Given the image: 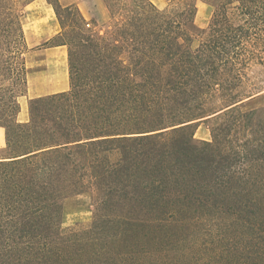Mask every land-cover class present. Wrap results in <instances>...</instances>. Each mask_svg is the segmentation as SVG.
Returning a JSON list of instances; mask_svg holds the SVG:
<instances>
[{"label":"trees","instance_id":"trees-1","mask_svg":"<svg viewBox=\"0 0 264 264\" xmlns=\"http://www.w3.org/2000/svg\"><path fill=\"white\" fill-rule=\"evenodd\" d=\"M104 1V34L46 41L69 46L71 87L20 121L29 47L0 0L16 18L0 19V264H264V105L243 110L259 91L238 90L264 64V0H202L197 47V0ZM222 117L241 132L227 151L195 137ZM65 181L105 192L91 224L61 225Z\"/></svg>","mask_w":264,"mask_h":264},{"label":"rangeland","instance_id":"rangeland-1","mask_svg":"<svg viewBox=\"0 0 264 264\" xmlns=\"http://www.w3.org/2000/svg\"><path fill=\"white\" fill-rule=\"evenodd\" d=\"M25 1L26 0H17L15 4V10L20 15V19H32V16H34L33 18L47 19L49 16H52L53 19L59 20V28H61L59 33L50 36V32L47 30L48 28L42 27L40 20L34 21L30 26H26V29L23 26L25 35L28 38H39L44 35L50 36V38L45 37L39 43L35 44L33 47L35 49L47 47L46 41L51 38L53 43L65 40L68 37L75 38L77 35L74 32L77 31L79 27L83 28L87 33L104 34L114 23L104 0V11L94 7L93 5H97V3H95V0H91L93 5L91 4L89 14L87 18L84 19L79 16L75 4H73L72 7L66 5L65 2H67V0L61 1L62 6L58 9V12L47 0H33L34 6H31L32 4L29 6L24 5ZM169 3L170 1L168 4ZM213 10L214 7L211 4L202 0H197L195 22L189 27L194 37V47H197L202 42L205 35L204 30L209 24ZM5 11L6 9H0V19H16L14 16L6 14ZM49 12L50 15L48 14ZM66 47L69 52V46L66 45ZM251 89H255V92H259L253 95H257L254 99L249 100L250 98H246L243 100L244 102L242 101L241 108L243 110L250 109L253 106L264 105V64L251 65L247 70V78L238 90L249 91ZM29 99L30 98L23 96L19 97L21 120L24 118L29 119ZM230 126L232 127L229 119L226 117L200 122L194 127L195 137L201 140L212 141L214 140L213 134L216 133L222 150L225 151V147L235 145L238 139L241 138L240 129L235 128V131H226V127L229 128ZM0 149L4 151L5 145L0 146ZM93 182L94 181H81L76 185L69 184V181H65L63 184L59 182L58 194L63 206V214L60 221L63 227L92 223L96 207L99 205L100 197L105 193L103 191L97 192L95 188L92 187Z\"/></svg>","mask_w":264,"mask_h":264},{"label":"crops","instance_id":"crops-1","mask_svg":"<svg viewBox=\"0 0 264 264\" xmlns=\"http://www.w3.org/2000/svg\"><path fill=\"white\" fill-rule=\"evenodd\" d=\"M62 1V0H60ZM159 8L165 7L170 0H151ZM66 5L75 4L84 18H87L89 9L91 8V0H67ZM97 5L94 7L104 11L103 0H95ZM34 6L33 2H30L26 6ZM92 6V7H93ZM50 15V12L48 13ZM41 15V14H40ZM39 15V16H40ZM32 19H21L22 27L26 29V26H30L34 21L40 20L42 27H47L50 32V36L59 33V20L53 19L49 16L47 19H38L37 17ZM43 21V22H42ZM24 30V29H23ZM53 32V33H51ZM25 34V32H24ZM50 36L44 35L39 38L26 37V42L29 47L26 53V66H27V91L23 97L33 98L39 96H45L58 92H64L70 89L71 79L69 70V53L66 45H54L47 46L45 48H33L35 44L39 43L43 38H50ZM21 111L18 118L20 121L28 120V118L20 119ZM6 145L5 129L0 127V146Z\"/></svg>","mask_w":264,"mask_h":264},{"label":"water","instance_id":"water-1","mask_svg":"<svg viewBox=\"0 0 264 264\" xmlns=\"http://www.w3.org/2000/svg\"><path fill=\"white\" fill-rule=\"evenodd\" d=\"M236 104H238V103H236ZM236 104H233V105H231V106H228V107H226L225 109H228V108H230V107H232V106H235ZM225 109H222V110L218 111L217 113H214L213 115H216V114H218L219 112H221V111H223V110H225ZM211 116H212V115H211Z\"/></svg>","mask_w":264,"mask_h":264}]
</instances>
